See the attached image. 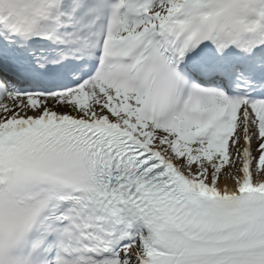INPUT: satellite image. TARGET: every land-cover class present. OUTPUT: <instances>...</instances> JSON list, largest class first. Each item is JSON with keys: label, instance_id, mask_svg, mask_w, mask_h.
Masks as SVG:
<instances>
[{"label": "snow or ice", "instance_id": "6c2138e0", "mask_svg": "<svg viewBox=\"0 0 264 264\" xmlns=\"http://www.w3.org/2000/svg\"><path fill=\"white\" fill-rule=\"evenodd\" d=\"M0 264H264V0H0Z\"/></svg>", "mask_w": 264, "mask_h": 264}]
</instances>
